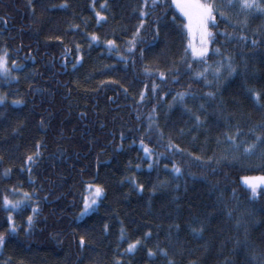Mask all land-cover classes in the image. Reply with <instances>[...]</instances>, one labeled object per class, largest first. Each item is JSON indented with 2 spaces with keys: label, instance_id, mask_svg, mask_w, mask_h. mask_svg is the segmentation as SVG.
Here are the masks:
<instances>
[{
  "label": "trees",
  "instance_id": "trees-1",
  "mask_svg": "<svg viewBox=\"0 0 264 264\" xmlns=\"http://www.w3.org/2000/svg\"><path fill=\"white\" fill-rule=\"evenodd\" d=\"M104 2L96 0L93 9L92 0H33V8L28 0H0V49L9 50L10 62L23 65L19 80L0 79V94H9L0 105V234H5L0 264H115L117 258L123 264H264V194L253 198L240 181L244 175H264L259 167L264 145L256 155H245L243 148L233 152L217 143L231 131L227 125L238 123L246 134L238 142H253L249 129L264 133L257 127L264 123V107L248 91H264V14L225 9L231 23L217 16L212 31L235 38L216 35L207 65L229 57L236 72L224 71L218 79L210 72L209 87L194 78L206 65L191 49L185 55L190 40L199 46V36L189 37L182 26L186 20L168 6L170 0H157L155 8L148 0L149 15L131 52L144 0H107L108 8L102 9ZM62 3L68 7H59ZM95 11L107 20L98 24ZM92 33L100 37L98 43L90 40ZM110 39L116 41L114 51L105 43ZM217 47L222 56L213 54ZM146 68L155 74H145ZM159 71L165 72L164 80ZM153 82L157 92L149 91L139 102L140 92ZM188 91L192 95L184 104L173 102L178 92ZM210 91L216 95L205 97ZM14 99L24 103L12 104ZM154 106L163 139L147 131ZM142 138L154 149L152 168L140 147ZM169 141L182 154L168 149ZM37 144L39 157L29 164L26 158ZM173 162L181 175L171 172ZM5 169L11 170L8 175ZM87 184L102 186L104 195L96 209L80 217ZM13 187L34 194L27 206L10 213L3 195L23 198L11 193ZM33 207H38L35 215ZM9 214L15 232L9 231ZM200 222L204 232L194 234L190 226ZM137 239L141 245L125 253ZM157 246L167 256H148Z\"/></svg>",
  "mask_w": 264,
  "mask_h": 264
},
{
  "label": "snow or ice",
  "instance_id": "snow-or-ice-1",
  "mask_svg": "<svg viewBox=\"0 0 264 264\" xmlns=\"http://www.w3.org/2000/svg\"><path fill=\"white\" fill-rule=\"evenodd\" d=\"M28 4L30 6H33V0H28ZM93 9L96 7V0H92V5ZM170 8L172 6L177 9L184 19L186 20V23H183V28L187 30V33L189 37H192L193 39L198 35L199 36V46L197 47L195 43H193L192 40L189 41V44L187 48H185V55L187 56L188 50L191 49V54L193 58H196L197 61L201 65H206L203 67L202 71L195 72L194 78L195 79H202L204 80L206 86L211 87L212 86V81H209L207 79L208 74L211 72L213 75L214 79H218L224 71H227L230 75L236 72V69L232 66V61L231 58L225 57L222 60L216 61L215 67L212 65H207V56L209 54V45L212 43H215V37L216 35H224L225 37L229 38H235L232 33H229L227 31L221 32V33H215L212 31L213 28H217V16H219L225 23H231V14L228 11H225V9H236L238 8L239 13L247 14L252 11H256L260 14H264V0H220V2H216V0H170V3L168 5ZM61 8H67L68 5L67 3H62L59 5ZM148 7V0H144L143 6L139 11V15L141 17L140 20V27H138L133 34V38L130 41L132 47L128 49L129 52L132 51L133 48H135L136 43L138 42V37L141 28L144 25V18L149 15L146 9ZM152 7L155 8L157 7V0H153ZM100 8L102 9H107L108 4L107 0H105L104 3L100 5ZM95 18L97 23H101L107 20V17L104 15L103 12L101 11H95ZM176 19V16H173V20ZM6 22V21H5ZM240 21H237V24H233V27H236ZM246 23V19L244 21ZM78 27V26H74ZM57 40L61 39L60 37H56ZM239 39L244 40L246 37L240 36ZM90 40L92 42L98 43L100 41V37L96 35L95 33L90 34ZM142 42V41H140ZM109 51H114L117 49L116 41L115 40H107L105 41ZM253 45H255L256 41H252ZM91 46V45H90ZM77 51L80 50V46H76ZM214 55L222 56L223 54L221 53L220 48H215L212 50ZM141 56H143V50H141ZM31 58V57H29ZM77 63H80L82 61V57H77L76 58ZM121 60L124 61L125 63L127 62L125 57H121ZM187 63V61H185ZM11 63V67L9 64ZM23 67L22 64H18L15 60L9 61V50L7 48L0 49V79L2 80H9V79H14V80H19L18 76H13L12 72L15 69H21ZM73 68L76 67V64L72 65ZM188 70H192V65H188ZM145 74H155L152 73L150 69H145ZM159 78L161 80L165 79V72L159 71L158 72ZM178 82V81H177ZM158 90V85L156 83H152L151 87L149 89L148 85H145V88L143 91L140 92L139 94V102H144L147 96V93L150 91L151 93H156ZM127 91V89H125ZM249 94L251 98L257 102L259 107H264V104H259V101L261 100L262 97H264V91H254L252 89H249ZM8 93L0 94V105H4L7 102V96ZM191 92H178L176 96L173 97V102H179L180 104H184L185 97L191 96ZM216 95L215 92H207L205 93V97L207 98H213ZM12 104H23L24 101L23 99H14L11 101ZM171 107V105H169ZM200 109L204 108V105L201 104ZM186 111H191L190 109L185 108ZM155 106L153 107L152 113L148 115V129L147 131L152 132L156 131L160 139H163L164 133L162 130L159 129L158 124L156 123V115H155ZM83 115V114H82ZM194 119L197 123V125L201 124L203 121H201V118L199 115H196L193 113ZM227 120L231 119V116L226 118ZM43 123V122H41ZM231 131H226L223 133V140H217V143H224L228 144L231 146V151L236 152L239 149L243 148V153L245 155H256L257 154V149L260 148L262 145H264V133H261L259 135L255 134L254 130L249 129V132L253 136V142L249 143L247 140H244L242 142H238L239 138L241 136L246 135L239 127V124L237 123L236 125H227ZM257 127L264 128V123L259 124ZM183 131V130H181ZM121 139H124V134L121 133ZM140 147L143 149V152L146 157L149 158V168L153 167V162H152V157L154 153V149L148 147L144 143V139H140ZM168 149L174 150V152H181L182 150L179 149L178 145H175L171 141L166 145ZM40 145L37 144V151L33 153L32 155L27 156V162L29 164L34 163L35 160L39 157V149ZM159 157H165V153H158L157 154ZM261 157V165L259 167L264 168V152H261L260 154ZM194 160L200 163H204L202 161L201 157H193ZM212 157H209V160H212ZM221 159H226V157H223ZM235 159V157H233ZM221 161L220 159L216 160V163L219 164ZM158 163V160L156 161ZM139 167V166H137ZM167 167V165H165ZM29 172H31V169H28ZM10 169H5L4 175H8ZM171 172L174 173L176 176H179L182 174V168L178 166L175 162L172 163L171 165ZM243 183L247 186L248 190L252 193V197L255 198L257 195L264 194V175H260L258 177H248L245 176L242 178ZM134 186L138 187V190L143 191L144 186L141 185H135V181H131ZM89 190L93 193L92 197L90 199L86 198L84 201V207L81 212V216L87 215L91 210H94L95 206L98 204L99 200L101 197L104 195V188L102 186L96 185L93 187L92 185H89ZM11 193L16 196H21L22 199H10L8 195H3L2 200H3V205L5 209L9 210V212H15L25 206L28 205V202L31 199V196L34 193H28V192H23L21 193L20 190L17 188L13 187L11 190ZM32 212L35 215L38 212V207H33ZM7 221L9 223V231L10 232H15L16 231V225L13 220V216L9 214L7 217ZM34 221V216L30 215L27 217L26 223L28 224L29 227L32 226ZM178 228L179 225H176ZM105 228L107 229V225H105ZM191 231L194 234H202L204 232V224L203 222H200V227H191ZM151 236V233H146L145 234V239L149 238ZM121 239H124V233L123 230L121 231ZM5 243V234H0V246H3ZM142 243L141 240L137 239L136 241L129 243L127 249H125V253H133L138 246H140ZM79 244L81 247L85 245V237L80 236L79 238ZM158 253H163L165 256H167V250L159 248L157 246L156 251L152 249H148V256H155ZM115 264H123V261L119 258L116 259ZM169 264H173L172 261H169ZM194 264V262H193Z\"/></svg>",
  "mask_w": 264,
  "mask_h": 264
},
{
  "label": "rangeland",
  "instance_id": "rangeland-1",
  "mask_svg": "<svg viewBox=\"0 0 264 264\" xmlns=\"http://www.w3.org/2000/svg\"><path fill=\"white\" fill-rule=\"evenodd\" d=\"M20 73H22V71H21V69H15V70H13V72H12V75L13 76H18V74H20ZM261 174H253V175H244V176H242L241 178H240V181L243 183V177H245V176H248V177H258V176H260ZM244 184V183H243ZM89 185H94V184H87L86 185V188H87V191L85 192V199L86 198H88V199H90L91 197H92V195H93V193L89 190ZM96 186V184L93 186V187H95ZM85 199H83V201H82V206H81V209H80V213H79V216L80 217H82L81 216V212H82V210H83V207H84V201H85ZM98 205V204H97ZM97 205L95 206V208L94 209H96V207H97ZM93 210H91L90 212H92ZM89 212V213H90Z\"/></svg>",
  "mask_w": 264,
  "mask_h": 264
},
{
  "label": "bare ground",
  "instance_id": "bare-ground-1",
  "mask_svg": "<svg viewBox=\"0 0 264 264\" xmlns=\"http://www.w3.org/2000/svg\"><path fill=\"white\" fill-rule=\"evenodd\" d=\"M12 94V93H11Z\"/></svg>",
  "mask_w": 264,
  "mask_h": 264
}]
</instances>
